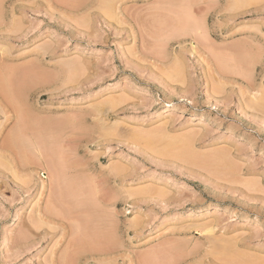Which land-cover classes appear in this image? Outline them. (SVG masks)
Here are the masks:
<instances>
[{
    "label": "rangeland",
    "instance_id": "rangeland-1",
    "mask_svg": "<svg viewBox=\"0 0 264 264\" xmlns=\"http://www.w3.org/2000/svg\"><path fill=\"white\" fill-rule=\"evenodd\" d=\"M58 1L0 2V264H264V0Z\"/></svg>",
    "mask_w": 264,
    "mask_h": 264
},
{
    "label": "bare ground",
    "instance_id": "bare-ground-1",
    "mask_svg": "<svg viewBox=\"0 0 264 264\" xmlns=\"http://www.w3.org/2000/svg\"><path fill=\"white\" fill-rule=\"evenodd\" d=\"M1 1H2V0H0V2H1ZM62 1H63V0H62ZM62 1L60 0V1H58V2L62 3ZM67 1H68V0H67ZM73 1H74V0H73ZM73 1H71V2H73ZM75 1H76V0H75ZM75 1H74V2H75ZM105 1H107V2L110 1V2L112 3L113 0H112V1H111V0H105ZM48 2H49V1H48ZM64 2H65V1H64ZM68 2H69V1H68ZM71 2H70V3H71ZM107 2H106L105 4H102V5H106V4H107V5H106L107 9L104 7V8H105L104 10H105V12H106V10H107V13H108V12L110 13L111 10H112V7H113V6H112L111 3H110V6H109V7H111V6H112V7L109 8V7H108L109 4H108ZM49 4H50V3H49ZM112 11H114V10H112ZM111 14H112V13H111ZM113 14L115 15V12H114ZM259 47H260L259 51H261V47H262V46H259ZM256 48H257V47H256ZM257 49H258V48H257ZM5 50H6V48H5ZM261 52H262V51H261ZM29 68H30V67H29ZM29 68H28V69H29ZM28 69H26V70H28ZM18 70H19V69H18ZM35 70H36V69H35ZM23 71H25V70H23ZM7 72H8V71H7ZM7 72H6V74H8ZM25 72H26V71H25ZM25 72H24V76H25V74L27 73V72H26V73H25ZM41 72H42V71H41ZM11 73H12V70L10 71V74H11ZM20 73H21V72H20ZM22 74H23V73H22ZM22 74H21V75H22ZM29 74H30V73H29ZM2 75H3V74H2ZM13 75H14V74H13ZM16 75H17V74H16ZM32 75H33V74H32ZM36 75H37V74H36ZM40 75H41V74H40ZM46 75H47V74H46ZM27 76H28V74H27ZM2 77L4 78V76H1V78H2ZM13 77H14V76H13ZM16 77H17V76H16ZM18 77H19V75H18ZM3 78H2V79H3ZM5 78H7V80H6ZM5 78H4V79H5L6 81L1 79L0 82L4 81L5 83H7V82H9V83H8V84H4V82H3L2 86H1V83H0V88L2 87L1 89L4 90V89H3V85H5V90H4V91H5L6 95L9 96V101L12 100V96L14 95V93H15V96H13V97H14L13 99H15V98L17 97L16 95H18V97L15 99V102H18V100L21 99V98H20V95H22V93L20 94V90L23 91L24 88H23V87H22L23 89H20V88H19V90L16 89V88H13V89H12V86L15 87V86H14L15 84L13 83L12 86L9 85V84L13 81V79H11L12 81L10 82V80L8 81L9 76H5ZM44 78H45V77H44ZM46 78H48V77L46 76ZM50 78H51V77H50ZM30 79H31V78H30ZM19 80H20V78H19ZM19 80H18V81H19ZM48 80H50V79H48ZM48 80H46V81H48ZM20 81H21V80H20ZM28 81H29V80H28ZM36 81H37V80H36ZM36 81H35V82H36ZM43 82H44V81H43ZM27 84H28V83H27ZM6 85H7V86L9 85L8 89L6 88ZM18 85L20 86L19 83H18ZM10 86H11V88H10ZM19 86H18V87H19ZM22 86H23V83H22ZM16 87H17V85H16ZM20 87H21V86H20ZM25 87H26V86H25ZM9 88L12 89V90H10ZM1 89H0V90H1ZM14 89H15V92H14ZM4 91H3V92H0V93H1V96L3 95ZM12 91H13V93H12ZM17 91H19V92H17ZM18 93H19V94H18ZM11 94H12V96H11ZM23 94H24V93H23ZM6 95L4 94V97H5L6 100H7L8 97H6ZM10 98H11V99H10ZM1 99H2V97H1ZM3 99H4V98H3ZM17 99H18V100H17ZM6 100H4V101H6ZM21 101H22V100H21ZM21 101H19L18 103H21ZM7 102H8V100H7L6 102H4V103L7 104ZM11 102L14 103V100H12ZM13 103H12V104H13ZM18 103H17L16 107H18V106L20 105V104H18ZM23 103H24V102H23ZM23 103H22V105H23ZM257 103L259 104V101H258ZM257 103H255L254 105H257ZM0 105H1V104H0ZM8 105H9V104H8ZM14 105H15V103H14L12 106H14ZM259 105H260V104H259ZM263 105H264V104H263ZM20 106H21V105H20ZM23 106H25V103H24ZM23 106H21V107H22V108L24 109V111H25V108H26V107L24 108ZM3 107H5V106H3ZM16 107H15V108H12V109H15V110H16V109H17ZM0 108H2V106H1ZM18 108H19V107H18ZM22 108H19V110H20V109L22 110V111L20 110L21 112L17 109V110L19 111V113H21V117H20V116H19V117L17 116V117H18L17 119L21 118V119L19 120L20 122H21V120H25V122L27 121L26 123H27V126H28V120H29V119H28V117H25V118L23 117V116H26V115H25V113L23 112V109H22ZM97 108H98V107H97ZM97 108H96V110H97V112H98L100 109H97ZM3 109H4V108H3ZM1 110H2V109H1ZM26 111H28V110L26 109ZM26 111H25V112H26ZM4 112H5V111H4ZM22 112H23V113H22ZM14 113H16V112H14ZM19 113H18V114H19ZM99 113H100V112H99ZM22 115H23V116H22ZM23 118H24V119H23ZM27 119H28V120H27ZM19 121H18V122H19ZM64 121H65V120H64ZM18 122H17V123H18ZM20 122H19V123H20ZM50 122H51V121H50ZM22 123H24V122L22 121V122L20 123V125L18 124L19 126L16 125L17 127H14L15 129H14V128H13V129H14V130H17V128L20 129V128H21V127H20L21 125H23V126H22L23 128H24V126L26 127V123H24L25 125L22 124ZM51 123H52V122H51ZM54 123H56V122H54ZM62 123H63V122H62ZM69 123H70V122H69ZM69 123H68V124H69ZM44 126H45V125H44ZM19 127H20V128H19ZM23 128L20 129V130H18V132L15 131L14 135L12 136V134H11V136H12L13 138H14V136H15V138L18 137V138L22 139L23 142H24V140H26V141L28 140V141H29V140H30V137H29V139H28V138H27V139H23L22 136L19 137V135H23V133H20V134H19V131L22 132L21 130H23ZM24 129H25V128H24ZM26 129H28V128L26 127ZM30 129H31V128H30ZM31 130H32V129H31ZM49 131H50V130H49ZM50 132H51V131H50ZM16 133H18V134H16ZM24 133H27V132L24 131ZM53 133H54V132H53ZM59 133H60V132H59ZM15 134H16V135H15ZM17 135H18V136H17ZM49 135H50V133H49ZM24 136H25V134H24ZM38 136H39V135H38ZM51 136H52V135H51ZM9 137H10V136H9ZM12 137H11V138H12ZM21 137H22V138H21ZM26 137H27V136H26ZM48 137H49V136H48ZM56 137H57V136H56ZM15 138H14L15 141H12L11 143H13V142L15 143L17 140H19L18 138H17V139H15ZM33 138H34V136H33ZM39 138H40V137H39ZM44 138H45V137H44ZM8 139H9V138H8ZM8 139H7V140H8ZM34 139H35V138H34ZM42 139H43V138H42ZM46 139H47V137H46ZM51 139H52V138H51ZM7 140H6V141H7ZM9 140H10V139H9ZM11 140H12V139H11ZM31 140H32V139H31ZM31 140H30V141H31ZM36 140H38V137H37ZM44 140H45V139H44ZM54 140H55V138L53 139V141H54ZM20 141H21V140H19V141H18V144H16V145L13 143L14 146H12V147H11L12 144H11L10 142H9V143H10L11 145L8 144V145H9V148H8V145H5V146H7L6 148H8V150H10L11 148L14 149L16 146H18L19 148L22 147V149L25 148L27 145L24 146V144H22L23 146H21L22 141H21V142H20ZM26 141H25V142H26ZM30 141H29V142H30ZM53 141H52V142H53ZM29 142H27V143L29 144ZM46 142H47V141H46ZM52 142H51V143H52ZM55 142H56V141H55ZM57 142H58V141H57ZM5 143H6V142H5ZM16 143H17V142H16ZM37 143H38V142H37ZM49 143H50V142H49ZM2 144H3V143H2ZM19 144H20V145H19ZM30 144H31V143H30ZM35 144H36V143H35ZM39 144H40V142H39ZM36 145L38 146V149H39L40 146H39L38 144H36ZM41 145H42V144H41ZM56 145H57V143H56ZM1 146H2V145H1ZM43 146H45V145H43ZM18 147H16L15 149L17 150ZM27 147L29 148V146H27ZM27 147H26L25 149H27ZM2 148H3V147H2ZM32 148H33V147H32ZM43 148H44V147H43ZM43 148H40V149H43ZM45 148H46V147H45ZM54 148H55V149H54ZM54 148H53V149L56 151V147H54ZM57 148L60 149L59 146H58ZM34 149H35V148H34ZM34 149H32V150H34ZM47 149H48V147H47ZM50 149H51V146H50ZM50 149H49V150H50ZM23 150H24V149H23ZM30 150H31V149L29 148V149L27 150V152L30 151ZM54 150H53L52 152L56 155L55 157H57V153H55ZM14 151H15V150H14ZM25 151H26V150H25ZM34 151H35V150H34ZM45 151H46V150H45ZM57 151H58V149H57ZM57 151H56V152H57ZM60 151H61V150H60ZM4 152H5V151H4ZM46 152H47V151H46ZM50 152H51V151H50ZM52 152H51V153H52ZM10 153H11V152H9V154H10ZM18 153H20V152H18ZM23 153H24V152H23ZM41 153H42V152H40V154H41ZM20 154L23 156L22 153H20ZM54 154H53V155H54ZM58 154H59V153H58ZM60 154H61V153H60ZM60 154H59V155H60ZM26 155H28V153H27ZM53 155H52V161H53ZM8 156H9V155H8ZM50 156H51V155H50ZM61 156L63 157V155H60V159H61ZM0 157H1V156H0ZM23 157L26 158V157H25V154H24ZM4 158H6V157H4ZM8 158H10V157H8ZM50 158H51V157H50ZM22 159H23V158H22ZM60 159H57L58 162H59L60 164L56 163L57 160L54 159V162H55V160H56L55 165H57V166H55V165L53 164V163H54V162H53V163H52V166H53V165H54V166H53V168H51L52 170L54 169V167H55V169H59V170H61V172H62V170H64V168L66 169V167H64V168H62V169H61V168H58L59 165H60L61 167L64 166V164H61L63 160L60 161ZM66 159H67V157H66ZM10 160H11V159H10ZM50 160H51V159H50ZM22 161H23V160H22ZM25 161H26V160H24V163H26ZM28 161H29V159H28ZM64 161H65V160H64ZM10 162H11V161H10ZM67 162H68V160L66 161V165H67ZM50 163H51V162H50ZM63 163H64V162H63ZM8 164H10V163H8ZM60 166H59V167H60ZM55 169H54V171H57L56 173H59V170H55ZM54 171H53V172H54ZM55 175H58V174H55ZM59 176H60V175H58V177H59ZM61 177H62V176H61ZM76 179H77V178H76ZM68 180H69V179H68ZM72 180H73V179H72ZM82 181H84V180H81V182H82ZM70 182H71V181H70ZM73 182H74V181H73ZM66 183H68V182H66ZM43 185H45V180H43ZM66 185L68 186L69 184H66ZM71 185L73 186V184H71ZM77 185H78V184H77ZM79 186H80V185H79ZM81 186H82V185H81ZM68 187H69V186H68ZM70 187H71V186H70ZM73 187H74V186H73ZM65 188H66V187H65ZM66 189H67V188H66ZM74 189H75V187L73 188V190H74ZM67 190H69V189H67ZM71 190H72V189H70V191H71ZM73 190H72V191H73ZM70 191H69V193H70ZM77 191H78V189H77ZM65 192H66V190H65ZM61 194H63V193H61ZM71 194H72V193H71ZM58 199H59V198H58ZM58 199H57V200H58ZM61 199H62V198H61ZM59 200H60V199H59ZM83 202H84V201H83ZM55 206H56V205H55ZM49 207H50V206H49ZM49 207H48L47 209L49 210V212L52 213V209H51V208H52L53 206H51L50 209H49ZM54 208H55V207H54ZM47 209H46L45 212L48 211ZM53 210L56 211L57 209H56V210L53 209ZM49 212H47L48 215L51 214V213H49ZM47 213H46V214H47ZM38 215H39V214H38ZM39 216H40V215H39ZM39 216L37 217V218H39V219H36V220H39V221H38V222L36 221V222H35V225H37V223H39L40 225H41V223H42V225H43V224H47V221H48V220L46 219V220H47V221H46V220H45V217L42 216V215H41L42 217H39ZM40 222H41V223H40ZM43 222H45V223H43ZM39 224H38V225H39ZM38 225H37V226H38ZM40 225H39L38 227H41V226H42V225H41V226H40ZM52 226H53V225H52ZM77 230H78V229H77ZM86 230H87V229H86ZM78 231H79V230H78ZM84 231H85V230H84ZM81 232H82V230H81ZM97 232H98V231H97ZM95 233H96V231H95ZM91 234H92V233H91ZM93 234H94V233H93ZM96 234L98 235V233H96ZM87 235H88V234H87ZM89 236H91V238L93 237L92 235H89ZM86 237H87V236H86ZM99 237H100V235H99ZM99 237H98V238H99ZM89 238H90V237H89ZM96 238H97V237H96ZM79 239H80V237H79ZM84 239H85V238H84ZM93 239H95V237H94ZM93 239H92V240H93ZM90 240H91V239H90ZM90 240H89V241H90ZM92 240H91V241H92ZM101 240H102V239H101ZM97 241H98V240H96V242H97ZM80 242H81V240H80ZM82 244H83V243H82ZM225 244H226V243H225ZM86 245H87V244H86ZM227 245H228V244H227ZM225 246H226V245H225ZM82 248H83V247H82ZM221 248L224 249V248H226V247L223 248V246H221ZM86 250H89V249H87V247H86ZM224 251H225V250H224ZM64 253H65V251H64ZM64 253H63V254H64ZM69 253H70V252H69ZM80 253H81V252H80ZM65 254H66V253H65ZM67 254H68V253H67ZM67 254H66V255H67ZM66 255H64V256H66ZM62 256H63V255H62ZM62 256H61V257H62ZM67 256H68V255H67ZM67 256H66V257H67ZM68 257H69V256H68ZM62 259H63V258H62ZM65 259H66V258H65ZM66 260H67V259H66ZM61 262H62V261H61ZM64 262H65V261H64ZM66 263H67V262H66ZM66 263H65V264H66ZM63 264H64V263H63Z\"/></svg>",
    "mask_w": 264,
    "mask_h": 264
}]
</instances>
